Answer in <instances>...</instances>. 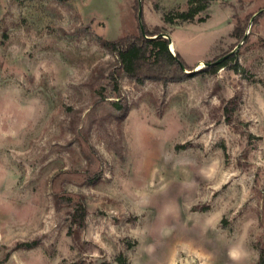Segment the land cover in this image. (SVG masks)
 I'll use <instances>...</instances> for the list:
<instances>
[{
	"label": "rangeland",
	"instance_id": "1",
	"mask_svg": "<svg viewBox=\"0 0 264 264\" xmlns=\"http://www.w3.org/2000/svg\"><path fill=\"white\" fill-rule=\"evenodd\" d=\"M187 7L0 0V264H264V0ZM141 27L190 76L119 68Z\"/></svg>",
	"mask_w": 264,
	"mask_h": 264
},
{
	"label": "trees",
	"instance_id": "2",
	"mask_svg": "<svg viewBox=\"0 0 264 264\" xmlns=\"http://www.w3.org/2000/svg\"><path fill=\"white\" fill-rule=\"evenodd\" d=\"M213 1L187 0L186 9L168 10L164 13L163 20L167 24L204 21L205 17L202 14ZM164 32L166 31L160 28L144 30L141 27L139 34L128 35L114 41L105 40L104 44L117 55L119 68L140 82L145 76L161 79L164 82L183 80L190 76V73L185 70V68L188 69L187 65L180 53L173 54L170 51V41L163 36ZM239 37L242 35L239 34ZM226 65L227 60L223 58L208 61L201 69L205 71L211 68L212 72H215L219 67ZM232 68L237 70V64ZM77 214L78 217L84 218V206L80 207Z\"/></svg>",
	"mask_w": 264,
	"mask_h": 264
},
{
	"label": "water",
	"instance_id": "3",
	"mask_svg": "<svg viewBox=\"0 0 264 264\" xmlns=\"http://www.w3.org/2000/svg\"><path fill=\"white\" fill-rule=\"evenodd\" d=\"M139 17H140V19L142 18V12H140ZM169 49H170V51L174 54V51L172 50L171 45H169ZM206 64H207V63H204V65H206ZM187 72L191 73L192 71H187Z\"/></svg>",
	"mask_w": 264,
	"mask_h": 264
},
{
	"label": "bare ground",
	"instance_id": "4",
	"mask_svg": "<svg viewBox=\"0 0 264 264\" xmlns=\"http://www.w3.org/2000/svg\"><path fill=\"white\" fill-rule=\"evenodd\" d=\"M171 47H172V50L174 51V48H173V46L171 45Z\"/></svg>",
	"mask_w": 264,
	"mask_h": 264
}]
</instances>
